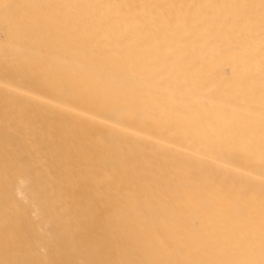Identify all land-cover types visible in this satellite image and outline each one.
Instances as JSON below:
<instances>
[{
  "label": "bare ground",
  "instance_id": "6f19581e",
  "mask_svg": "<svg viewBox=\"0 0 264 264\" xmlns=\"http://www.w3.org/2000/svg\"><path fill=\"white\" fill-rule=\"evenodd\" d=\"M0 264H264V0H0Z\"/></svg>",
  "mask_w": 264,
  "mask_h": 264
}]
</instances>
